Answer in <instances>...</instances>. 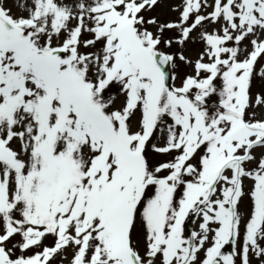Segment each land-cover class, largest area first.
<instances>
[{"label":"snow or ice","instance_id":"6c2138e0","mask_svg":"<svg viewBox=\"0 0 264 264\" xmlns=\"http://www.w3.org/2000/svg\"><path fill=\"white\" fill-rule=\"evenodd\" d=\"M0 264H264V0H0Z\"/></svg>","mask_w":264,"mask_h":264},{"label":"rangeland","instance_id":"374dc122","mask_svg":"<svg viewBox=\"0 0 264 264\" xmlns=\"http://www.w3.org/2000/svg\"><path fill=\"white\" fill-rule=\"evenodd\" d=\"M177 2H178V0H177ZM172 15H173V18H174L175 14H172Z\"/></svg>","mask_w":264,"mask_h":264}]
</instances>
